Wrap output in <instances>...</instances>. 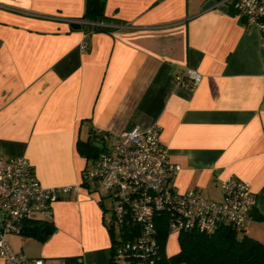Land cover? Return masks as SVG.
Instances as JSON below:
<instances>
[{"label": "crops", "instance_id": "0c3cea01", "mask_svg": "<svg viewBox=\"0 0 264 264\" xmlns=\"http://www.w3.org/2000/svg\"><path fill=\"white\" fill-rule=\"evenodd\" d=\"M209 1L105 0L100 24L110 30L95 31L83 18L87 0H0V153L26 157L46 187L80 186L59 195L50 221L29 218L51 225L46 240L10 234L15 251L111 264L106 193L84 183L93 158L77 144L93 131L155 125L180 165L179 191L221 201L222 180L251 184L246 233L264 243L261 30L232 3L204 9ZM186 67L203 76L195 88L175 82Z\"/></svg>", "mask_w": 264, "mask_h": 264}, {"label": "built area", "instance_id": "2783aa9c", "mask_svg": "<svg viewBox=\"0 0 264 264\" xmlns=\"http://www.w3.org/2000/svg\"><path fill=\"white\" fill-rule=\"evenodd\" d=\"M229 3L247 25L259 27L264 48V0H214L213 6L221 8ZM202 77L198 70L186 67L175 82L195 88ZM102 135L98 140L100 151L85 169L84 183L94 184L110 199L102 218L116 236L115 259L120 264H159L156 218L161 214L167 217L169 234H211L224 227L246 230L257 206L249 182L233 176L222 180L221 201L206 197L200 190L181 192L172 184L180 165L170 159L158 125ZM79 187H46L26 157L0 153V211L4 213L0 258L5 264H52L15 251L8 236L21 234L22 223L33 216L50 221L59 195ZM58 264L79 262L66 258Z\"/></svg>", "mask_w": 264, "mask_h": 264}, {"label": "trees", "instance_id": "16d2710c", "mask_svg": "<svg viewBox=\"0 0 264 264\" xmlns=\"http://www.w3.org/2000/svg\"><path fill=\"white\" fill-rule=\"evenodd\" d=\"M83 18L95 23V31H108L109 27L103 26L106 21L105 0H87L86 11ZM109 28V29H108ZM87 140L78 141V151L86 158H95L100 146L98 140L102 132H92ZM47 222L27 219L22 223L21 234L24 236L38 237L46 240L48 234L42 233ZM157 241L159 244V264H264V243L233 227H224L214 233L199 231H184L178 235L179 251L169 255L166 251L169 236L168 220L165 214L156 218ZM112 258L111 264H120L115 259L116 236L112 230ZM77 260L79 258H70Z\"/></svg>", "mask_w": 264, "mask_h": 264}, {"label": "rangeland", "instance_id": "374dc122", "mask_svg": "<svg viewBox=\"0 0 264 264\" xmlns=\"http://www.w3.org/2000/svg\"><path fill=\"white\" fill-rule=\"evenodd\" d=\"M110 199L106 198V203H109ZM4 216V213L0 211V221H2ZM116 235H119V231H116ZM167 252L169 254H173L179 251L180 244H179V239L178 235L176 234H169L168 240H167ZM180 264H186V263H180Z\"/></svg>", "mask_w": 264, "mask_h": 264}, {"label": "water", "instance_id": "95a60500", "mask_svg": "<svg viewBox=\"0 0 264 264\" xmlns=\"http://www.w3.org/2000/svg\"><path fill=\"white\" fill-rule=\"evenodd\" d=\"M214 4V0H210L209 2H207L205 5H204V9L205 8H208V7H210L211 5H213ZM72 27H74V28H80L81 27V24H79V23H77V22H73L72 23ZM51 231H52V227H51V225H47L46 227H44L43 228V230H42V233H44V234H49V233H51Z\"/></svg>", "mask_w": 264, "mask_h": 264}]
</instances>
